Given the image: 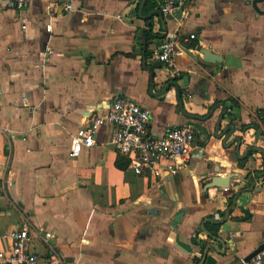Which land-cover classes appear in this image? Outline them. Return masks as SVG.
<instances>
[{
    "label": "crops",
    "instance_id": "obj_1",
    "mask_svg": "<svg viewBox=\"0 0 264 264\" xmlns=\"http://www.w3.org/2000/svg\"><path fill=\"white\" fill-rule=\"evenodd\" d=\"M70 1L0 11V252L26 218L29 250L48 263L242 264L264 242V0H187L180 22L161 0ZM176 29L178 77L153 67ZM117 97L150 110L154 136L194 129L176 174L135 175L111 125L68 157Z\"/></svg>",
    "mask_w": 264,
    "mask_h": 264
},
{
    "label": "built area",
    "instance_id": "obj_2",
    "mask_svg": "<svg viewBox=\"0 0 264 264\" xmlns=\"http://www.w3.org/2000/svg\"><path fill=\"white\" fill-rule=\"evenodd\" d=\"M187 0H161L160 12L164 18L180 22L185 15ZM29 0H0L1 10L21 12L28 6ZM54 5L62 6L66 12L71 11L70 0H55ZM21 28L25 29L26 20L20 19ZM51 25H46V31H51ZM195 35H190L193 39ZM181 38L179 30L166 33L159 51L153 60L170 68L172 76L178 77L179 72L174 67V59L181 54L178 43ZM151 112L140 105L117 97L107 108L98 114L91 115L87 125L77 129L70 138L68 157H78L83 148H89L95 143V136L105 125H111L112 143L118 154L129 156L130 168L137 176L148 175L160 181L165 174L174 175L189 159L195 142V131L189 126H180L165 131L161 136H154L150 131ZM0 131H3L0 128ZM9 184V183H8ZM10 185V184H9ZM214 191L219 188H213ZM30 223L23 219L19 228L8 232L12 245L7 251L0 252V264H59L56 256L50 255L46 262L37 253L29 250L32 241ZM50 233L44 234V239L50 238ZM242 264H264V249L254 255L250 261Z\"/></svg>",
    "mask_w": 264,
    "mask_h": 264
},
{
    "label": "water",
    "instance_id": "obj_3",
    "mask_svg": "<svg viewBox=\"0 0 264 264\" xmlns=\"http://www.w3.org/2000/svg\"><path fill=\"white\" fill-rule=\"evenodd\" d=\"M198 52H199V54H201L203 56V60H202L203 63L211 64V65L214 64L215 65V64L221 62V58H219L218 56L214 55L209 49L200 48ZM158 66L160 67V66H162V64L159 63V62H155V64L153 65V67H158ZM153 67H152V69H153ZM225 112H226V110H225ZM225 112L222 114V116H220L221 118H224L223 116L225 115ZM232 177H233V175H229L226 178H218V177H215V179L212 178L209 188H213V187L214 188L217 187L219 189L226 188L228 186V184H229V180ZM217 223H219V222H217ZM263 249H264V242L261 243L259 246H257V248H255L250 254H248L244 258L243 262L250 261V259L254 255L259 253Z\"/></svg>",
    "mask_w": 264,
    "mask_h": 264
},
{
    "label": "trees",
    "instance_id": "obj_4",
    "mask_svg": "<svg viewBox=\"0 0 264 264\" xmlns=\"http://www.w3.org/2000/svg\"><path fill=\"white\" fill-rule=\"evenodd\" d=\"M242 130H245V128H242ZM248 218H249V214L246 215L245 219H248Z\"/></svg>",
    "mask_w": 264,
    "mask_h": 264
}]
</instances>
